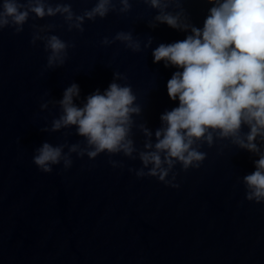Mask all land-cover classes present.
Segmentation results:
<instances>
[{"label":"water","instance_id":"1","mask_svg":"<svg viewBox=\"0 0 264 264\" xmlns=\"http://www.w3.org/2000/svg\"><path fill=\"white\" fill-rule=\"evenodd\" d=\"M57 2L71 3L77 14L95 4L50 0L53 7ZM212 6L206 0L182 5L190 23L201 29ZM156 15L137 0L125 15L110 12L86 21L83 34L69 32L60 16L40 20L34 15L22 33L0 32V264H264V202L247 201L242 182L256 170L259 157L230 140H214L211 148L203 144L200 151L207 156L198 169L183 171L177 164L178 188L137 178L128 169H139L141 162L122 154L104 153L95 160L73 154L70 169L61 164L50 174L33 163L37 148L64 143L66 132L69 144H85L75 128L41 132L61 114L58 105L41 111V103L61 100L75 83L80 98L74 102L82 106L97 90L103 94L114 72L127 77L117 82L132 87L142 107L133 119L153 132L155 142L161 115L179 106L178 98H169L167 82L183 69L154 63L152 53L191 34L166 24L150 28ZM33 24L56 25L49 34L75 45L62 68L46 69L49 53L43 42L31 43ZM120 31H132L142 51L133 53L118 41L101 44ZM149 37L152 44L144 50ZM132 131L135 146L143 150L145 137L137 127ZM109 159L124 167L113 168Z\"/></svg>","mask_w":264,"mask_h":264},{"label":"clouds","instance_id":"2","mask_svg":"<svg viewBox=\"0 0 264 264\" xmlns=\"http://www.w3.org/2000/svg\"><path fill=\"white\" fill-rule=\"evenodd\" d=\"M137 0H95L91 9L77 14L71 3L50 0H0V32L13 28L16 34L34 15L43 20L60 16L69 32L83 34L86 21L104 19L110 12L125 15L132 11ZM158 15L149 23L150 28L166 24L172 29L191 32L182 41L160 44L154 51V63L165 62L183 69L175 72L167 82L171 100H179V106L161 115L162 126L154 133L144 124H136L133 117H140L142 107L137 97L119 72L113 73V81L101 94L99 90L86 97L82 106L74 101L80 98V88L72 83L63 92L61 100H46L41 111L49 105L60 108L61 114L53 119L51 127L41 128L44 133H57L75 128V134L85 141L53 146L44 142L35 150L34 165L45 174L53 166L63 165L66 171L72 167L73 154L83 159L95 160L101 154L109 157L122 154L139 159L142 167L128 169L137 178L151 177L166 186L178 188L173 169L179 164L183 171L199 168L207 154L200 151L203 144L211 148L214 140H230L239 149L259 158L255 171L243 177L245 198L249 202H264V0H206L213 5L204 20L203 28L192 25L182 7L185 0H139ZM120 7L117 8L116 4ZM172 8V11L169 9ZM56 25H32L31 43L43 42L47 56L46 69L62 68L68 60L69 48L75 45L50 35ZM120 42L133 53L142 51L141 42L133 38L132 31L117 32L113 39L105 37L101 44L110 46ZM152 44L151 37L143 45ZM50 93H45V96ZM247 127L248 131L242 129ZM137 127L145 137L143 150H138L133 139ZM67 149V152H65ZM113 168H123L122 161L109 159ZM147 170V171H146ZM171 174V180L168 179Z\"/></svg>","mask_w":264,"mask_h":264}]
</instances>
